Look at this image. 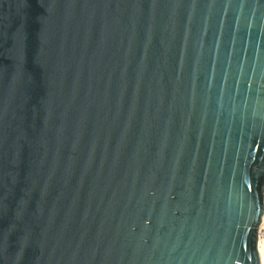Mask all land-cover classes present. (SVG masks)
Here are the masks:
<instances>
[{
	"label": "water",
	"instance_id": "obj_1",
	"mask_svg": "<svg viewBox=\"0 0 264 264\" xmlns=\"http://www.w3.org/2000/svg\"><path fill=\"white\" fill-rule=\"evenodd\" d=\"M264 0H0V264H260Z\"/></svg>",
	"mask_w": 264,
	"mask_h": 264
},
{
	"label": "built area",
	"instance_id": "obj_2",
	"mask_svg": "<svg viewBox=\"0 0 264 264\" xmlns=\"http://www.w3.org/2000/svg\"><path fill=\"white\" fill-rule=\"evenodd\" d=\"M257 247L260 254V264H264V216L262 226L257 235Z\"/></svg>",
	"mask_w": 264,
	"mask_h": 264
}]
</instances>
